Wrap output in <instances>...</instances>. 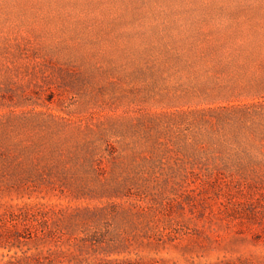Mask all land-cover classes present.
Returning a JSON list of instances; mask_svg holds the SVG:
<instances>
[{"label": "rangeland", "instance_id": "1", "mask_svg": "<svg viewBox=\"0 0 264 264\" xmlns=\"http://www.w3.org/2000/svg\"><path fill=\"white\" fill-rule=\"evenodd\" d=\"M0 264H264V0H0Z\"/></svg>", "mask_w": 264, "mask_h": 264}]
</instances>
